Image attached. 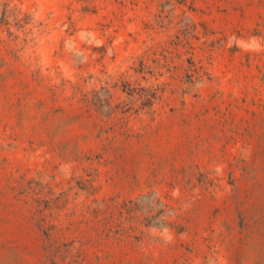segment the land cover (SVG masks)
Instances as JSON below:
<instances>
[{"label":"rangeland","instance_id":"374dc122","mask_svg":"<svg viewBox=\"0 0 264 264\" xmlns=\"http://www.w3.org/2000/svg\"><path fill=\"white\" fill-rule=\"evenodd\" d=\"M0 264H264V0H0Z\"/></svg>","mask_w":264,"mask_h":264}]
</instances>
